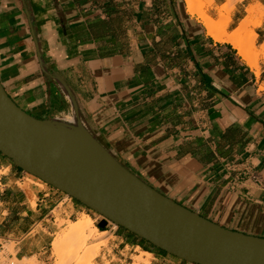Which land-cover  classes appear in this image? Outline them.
Masks as SVG:
<instances>
[{
  "label": "crops",
  "instance_id": "0c3cea01",
  "mask_svg": "<svg viewBox=\"0 0 264 264\" xmlns=\"http://www.w3.org/2000/svg\"><path fill=\"white\" fill-rule=\"evenodd\" d=\"M212 1L204 13L216 22L227 0ZM257 3L264 10V0L237 4L223 33ZM253 29L262 49L264 19ZM0 84L38 120L76 117L162 196L264 239V59L251 67L185 0H0ZM88 213L0 154V251L13 244L18 261L46 264L55 235ZM102 221L95 226L110 238L94 264L141 254L148 264H190Z\"/></svg>",
  "mask_w": 264,
  "mask_h": 264
},
{
  "label": "water",
  "instance_id": "95a60500",
  "mask_svg": "<svg viewBox=\"0 0 264 264\" xmlns=\"http://www.w3.org/2000/svg\"><path fill=\"white\" fill-rule=\"evenodd\" d=\"M53 121V120H52ZM18 108L0 84V154L89 210L190 264H264V239L230 231L176 204L98 147L94 154Z\"/></svg>",
  "mask_w": 264,
  "mask_h": 264
},
{
  "label": "bare ground",
  "instance_id": "6f19581e",
  "mask_svg": "<svg viewBox=\"0 0 264 264\" xmlns=\"http://www.w3.org/2000/svg\"><path fill=\"white\" fill-rule=\"evenodd\" d=\"M210 5L213 4L212 0ZM187 10L192 15H197L205 25L208 34L218 41H227L232 44L233 47L238 51L239 55L253 68H257V59L252 56V53L245 46L246 41H242L239 37L248 31L250 27H257L258 24L251 22L249 18L240 21L237 30L232 34H220L217 26L214 24L211 17L205 15L204 12L196 8L197 0H185ZM262 11L259 3L251 6L247 9V13L254 17ZM264 12V11H263ZM261 15V14H260ZM264 15V14H263ZM256 17V16H255ZM54 123V126L52 125ZM52 130L63 139L76 145L77 147L84 149L85 151L99 154L100 150L97 145L93 142L91 137L86 133L79 120L76 117L64 120H54L48 123ZM60 237L57 241L52 244V248L55 255H61V250L65 242H73L78 246L85 240L101 236L102 233H98L97 229L92 225V219L88 215H82L76 222H67L66 227L59 232ZM79 250V249H78ZM146 255V254H145ZM142 256V255H141ZM138 259V258H137ZM18 262L23 264H32L31 259H24ZM143 262V261H142ZM141 257L134 264H140Z\"/></svg>",
  "mask_w": 264,
  "mask_h": 264
},
{
  "label": "rangeland",
  "instance_id": "374dc122",
  "mask_svg": "<svg viewBox=\"0 0 264 264\" xmlns=\"http://www.w3.org/2000/svg\"><path fill=\"white\" fill-rule=\"evenodd\" d=\"M241 1L242 0H227L225 5L219 8L218 14H219L220 18L217 19L216 22L213 19L212 20H213L214 24L217 26L220 34H225V33H223V31H225L227 24L229 22L228 16L231 13V11L235 8V6L239 3H241ZM207 6H210L209 0H197L196 8L198 10L202 9V11L206 13L207 10L210 8ZM251 6H254V5H251ZM251 6H249L248 8H250ZM247 9H246V13H247ZM263 9H264V7H263ZM263 11L264 10H262L259 14L255 15L256 17L255 16L252 17L247 13V16L244 19L249 18L251 20V22L258 24V27H259L261 25L263 19H264V16H263L264 12ZM252 28L253 27H250L248 29V31H246L245 33H243L239 37V39H241L242 41H246L245 46L248 48V50H250V52L252 53V56L254 58H256L257 62H258L260 58L264 59V46L262 47V49H261V46L257 49V43H256V39H255L256 34L252 31ZM256 28L257 27H255L253 30H255ZM220 31H222V32H220ZM235 31H233L232 33H234ZM254 39H255V42H254ZM57 119L58 120H64V119H70V118L68 117V118H57ZM52 125L54 126V123ZM92 213H94V212L89 210L88 214L90 215V218H92V225L96 228L95 223L101 217L97 213H94V217H95L94 218L91 215ZM93 219H95V220H93ZM63 223L64 222L57 221V226L60 227ZM119 228L120 227H118L116 230L120 232ZM97 231L99 234L102 233V235L101 236L98 235L95 238H90V240H85V241L81 242L80 243L81 246H78L77 249H76V245L73 242H65L63 247H62V250H61L62 256L55 255L53 248H52V245L49 246L48 249H50V250L45 249L46 253L44 254V256L48 258L46 261L47 262L46 264H94V259L98 256L101 248L106 245V240H108L110 238L109 233L101 232L98 229H97ZM123 234H126V233H123ZM126 236L128 238H130L128 235H126ZM58 237H60L59 233H57L55 235L52 243H55L57 241ZM4 248H5V251L0 253V256H1V254H4L5 257L7 258L8 254H9L10 255L9 257H12V259L15 260L18 264H23L22 262H18L19 258L17 257L16 252L13 249V244H11L10 246H5ZM141 255H140V257H141ZM133 259L135 262L136 260L139 259V257H138V259H137V257H135ZM31 261H32V264H39L37 261H35V259H31ZM140 264H148V261L141 259Z\"/></svg>",
  "mask_w": 264,
  "mask_h": 264
},
{
  "label": "built area",
  "instance_id": "2783aa9c",
  "mask_svg": "<svg viewBox=\"0 0 264 264\" xmlns=\"http://www.w3.org/2000/svg\"><path fill=\"white\" fill-rule=\"evenodd\" d=\"M98 220H104V219H103V217H101ZM106 222H107V224L110 225V227H111L112 230H116L118 228V226L115 225L114 223H112V222H110L108 220H106ZM0 253H2V251H0ZM0 264H18V263L15 260H13L12 257H9L8 256L6 258L4 254H1V256H0Z\"/></svg>",
  "mask_w": 264,
  "mask_h": 264
},
{
  "label": "flooded vegetation",
  "instance_id": "af4514ba",
  "mask_svg": "<svg viewBox=\"0 0 264 264\" xmlns=\"http://www.w3.org/2000/svg\"><path fill=\"white\" fill-rule=\"evenodd\" d=\"M119 229H120V228H119ZM125 231H126V230H125ZM125 231H122V230L120 229V232L126 233V234L130 237L129 239H133V240H134V239L136 238L137 240H141V239L137 238L136 236L130 234L129 232H127V231L125 232ZM143 241H144V240H143ZM142 244H144L145 246H147V244H149V243H147V242H146V243L142 242Z\"/></svg>",
  "mask_w": 264,
  "mask_h": 264
},
{
  "label": "trees",
  "instance_id": "16d2710c",
  "mask_svg": "<svg viewBox=\"0 0 264 264\" xmlns=\"http://www.w3.org/2000/svg\"><path fill=\"white\" fill-rule=\"evenodd\" d=\"M122 231H125L124 229H122V228H120ZM126 232V231H125ZM141 242H144V243H146L145 241H143V240H140ZM147 246L149 247V248H151V249H153V250H157L158 252H161V253H164V254H166L165 252H163V251H161V250H159V249H156V248H154L153 246H151L150 244H147Z\"/></svg>",
  "mask_w": 264,
  "mask_h": 264
}]
</instances>
